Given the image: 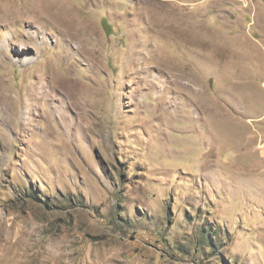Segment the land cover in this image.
Instances as JSON below:
<instances>
[{"label":"rangeland","instance_id":"1","mask_svg":"<svg viewBox=\"0 0 264 264\" xmlns=\"http://www.w3.org/2000/svg\"><path fill=\"white\" fill-rule=\"evenodd\" d=\"M9 1L0 264H264V0Z\"/></svg>","mask_w":264,"mask_h":264},{"label":"bare ground","instance_id":"2","mask_svg":"<svg viewBox=\"0 0 264 264\" xmlns=\"http://www.w3.org/2000/svg\"><path fill=\"white\" fill-rule=\"evenodd\" d=\"M52 2H49L48 4V9H50L52 12L51 15L54 16V14L56 15L57 13H62L64 15V20H63V24L66 26L65 28V34L69 37H79L80 35H83V33H88V32H96V27L93 21L87 20V21H80L77 20L75 18V16L73 17L72 15H75L74 13H72V9L73 7L68 6L67 3L62 2L61 0H51ZM12 3L9 0H0V14L3 15V17H0V22L2 23H6L7 22V11L9 10V6ZM15 3V1L13 0V4ZM37 4V3H36ZM159 4V3H158ZM156 6V5H154ZM40 7V5H39ZM59 8V9H58ZM57 11H56V10ZM53 10H55L53 12ZM76 12V11H74ZM53 13V14H52ZM77 13V12H76ZM172 15V14H171ZM24 16V15H23ZM77 17V16H76ZM171 17V16H170ZM24 18V17H22ZM78 18V17H77ZM173 18V17H171ZM170 18V19H171ZM169 19V18H167ZM163 20V19H162ZM173 21V20H172ZM175 22V21H174ZM163 23V22H162ZM165 23V21H164ZM176 23V22H175ZM159 24V23H158ZM154 25V24H153ZM163 25V24H162ZM165 26V25H164ZM169 26V25H168ZM155 27V26H153ZM171 27V26H170ZM188 28V27H187ZM168 28H166L167 30ZM171 29V28H170ZM75 30V31H73ZM145 30V29H144ZM155 30V29H154ZM175 30V29H174ZM173 30V31H174ZM161 31V30H160ZM165 31V30H164ZM172 31V30H171ZM170 31V32H171ZM159 32V31H158ZM167 32V31H166ZM169 32V31H168ZM37 33H40L39 29H37ZM177 34H179L178 30H177ZM171 35H176V34H172ZM4 42H7L8 37H4L3 38ZM141 40V38H140ZM139 40V41H140ZM152 41V40H151ZM150 43V42H149ZM32 59L31 56H27L24 58V60H30ZM217 109V108H216ZM261 145V144H260ZM260 149V148H259ZM258 149V150H259ZM257 150V151H258ZM263 151V150H261Z\"/></svg>","mask_w":264,"mask_h":264}]
</instances>
